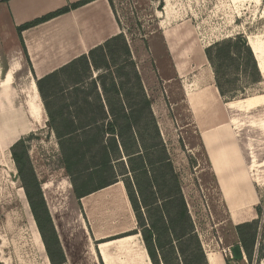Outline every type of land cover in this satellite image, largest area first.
<instances>
[{
	"label": "rangeland",
	"instance_id": "obj_1",
	"mask_svg": "<svg viewBox=\"0 0 264 264\" xmlns=\"http://www.w3.org/2000/svg\"><path fill=\"white\" fill-rule=\"evenodd\" d=\"M108 1L150 98L186 206L199 225L204 245L218 237L230 243L234 230L228 225L215 226L226 214L208 175L181 82L197 73L192 64H203L209 46L238 35L246 38L257 61L260 82L247 83L239 71L228 74L226 81L234 82L233 89L223 101L260 198L262 218L255 251L262 250L264 256V0ZM4 24L2 14L0 29ZM189 48L198 53V63L190 57ZM185 65L190 75L180 79L176 66L181 70ZM20 75L17 87L25 82L26 69ZM30 135L26 141L30 163L63 251L64 236H73L79 229L82 206L62 169L58 141L47 123L44 129L37 128L22 138ZM11 147L0 145V264H51L11 158ZM51 251L58 262L59 256ZM255 264H264V258Z\"/></svg>",
	"mask_w": 264,
	"mask_h": 264
},
{
	"label": "trees",
	"instance_id": "obj_2",
	"mask_svg": "<svg viewBox=\"0 0 264 264\" xmlns=\"http://www.w3.org/2000/svg\"><path fill=\"white\" fill-rule=\"evenodd\" d=\"M92 1H81L26 24L18 28V34ZM204 55L223 100L233 89L234 82L226 81L228 74L239 71L247 83L260 82L255 55L242 35L214 43ZM36 88L75 198L79 201L121 180L152 264H207L124 35L111 38L88 55L36 80ZM31 136L15 142L11 158L50 263L66 264L30 163L26 141ZM95 181L97 184L92 186ZM256 211L258 220L235 227L249 264L254 260L262 218L260 206ZM51 250L59 256L58 262ZM261 251L256 253V262L264 258Z\"/></svg>",
	"mask_w": 264,
	"mask_h": 264
},
{
	"label": "crops",
	"instance_id": "obj_3",
	"mask_svg": "<svg viewBox=\"0 0 264 264\" xmlns=\"http://www.w3.org/2000/svg\"><path fill=\"white\" fill-rule=\"evenodd\" d=\"M81 1L84 0H9L0 3V15L5 17V24L0 29V145L3 148H10L37 128L44 129L47 123L36 80L88 55L120 34L109 1L94 0L26 29L19 36L18 28ZM188 65L181 70L176 66L180 79L190 75ZM193 67L197 73L192 74V79L181 82L184 104L208 175L226 214L215 226L233 228L232 241L223 243L218 237L204 245L199 225L190 207L187 208L207 264H249L234 228L258 220L256 209L260 206V198L205 55L203 64H192ZM23 69L27 72L26 80L18 88L16 78L22 77ZM21 96L23 99L19 100ZM157 126L164 140L159 122ZM79 202L82 206L79 229L73 236L62 239L66 264H152L121 180ZM132 232L137 234L128 235ZM236 245L241 248L243 258L240 261L233 260L228 254ZM256 253L252 264L256 262Z\"/></svg>",
	"mask_w": 264,
	"mask_h": 264
},
{
	"label": "water",
	"instance_id": "obj_4",
	"mask_svg": "<svg viewBox=\"0 0 264 264\" xmlns=\"http://www.w3.org/2000/svg\"><path fill=\"white\" fill-rule=\"evenodd\" d=\"M230 253L232 255L233 260L235 261H240L243 258L241 248L238 245L232 247V249L230 250Z\"/></svg>",
	"mask_w": 264,
	"mask_h": 264
},
{
	"label": "bare ground",
	"instance_id": "obj_5",
	"mask_svg": "<svg viewBox=\"0 0 264 264\" xmlns=\"http://www.w3.org/2000/svg\"><path fill=\"white\" fill-rule=\"evenodd\" d=\"M190 51V52H189ZM188 52L190 53V56L192 58V60L195 62V63H198V55L196 53L195 50H188Z\"/></svg>",
	"mask_w": 264,
	"mask_h": 264
},
{
	"label": "built area",
	"instance_id": "obj_6",
	"mask_svg": "<svg viewBox=\"0 0 264 264\" xmlns=\"http://www.w3.org/2000/svg\"><path fill=\"white\" fill-rule=\"evenodd\" d=\"M223 254H225V253H223ZM228 254H229V256L231 257V253L228 251Z\"/></svg>",
	"mask_w": 264,
	"mask_h": 264
}]
</instances>
